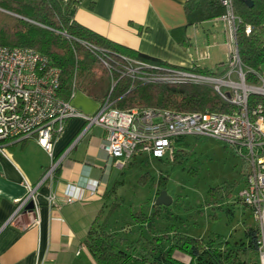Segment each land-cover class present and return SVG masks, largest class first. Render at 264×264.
I'll return each mask as SVG.
<instances>
[{
    "label": "built area",
    "instance_id": "obj_1",
    "mask_svg": "<svg viewBox=\"0 0 264 264\" xmlns=\"http://www.w3.org/2000/svg\"><path fill=\"white\" fill-rule=\"evenodd\" d=\"M219 2L224 12L217 19L223 23L229 52L218 71L201 73L194 64L189 68H158L124 57L121 76L135 79L140 69L146 67L149 72L144 76L148 83L205 85L234 107L231 112H178L152 107L124 110L112 107L106 98L96 113L85 114L74 108L69 99L59 96L60 69L53 66L47 57L31 48L0 46V154L5 155L7 141L32 137L51 159L37 184L23 179L26 194L17 201L12 218L22 210L37 211L38 189L45 181L54 178L62 159L71 149H67L60 158L53 156L54 142L71 117L81 118L85 123L77 139L92 126L104 129L102 149L108 156L119 160V168L140 154L171 160L178 138H212L224 142L245 162L244 185L238 196L253 213L259 231L258 260L259 264H264V104L251 102L252 96L264 97V71L243 66L236 38L241 19L235 12L233 0ZM250 31V26H246L245 32ZM62 34L68 37L65 32ZM82 44L98 56L103 52L94 44ZM201 56V59L208 58V53ZM101 61L112 73L113 68L107 60L102 57ZM111 83H115L113 77ZM97 186L98 182L93 181L86 184V189L94 192ZM76 189V184L64 187V203L74 201ZM30 203L32 209H26ZM48 203H55L53 194L48 196Z\"/></svg>",
    "mask_w": 264,
    "mask_h": 264
},
{
    "label": "crops",
    "instance_id": "obj_2",
    "mask_svg": "<svg viewBox=\"0 0 264 264\" xmlns=\"http://www.w3.org/2000/svg\"><path fill=\"white\" fill-rule=\"evenodd\" d=\"M185 1L81 0L74 20L118 44L171 66L189 68L194 64L197 68L216 72L223 62L219 61L215 68L210 67L205 63L210 57L198 59L196 49L195 52L192 50L194 45L185 26ZM212 21L221 22L217 18ZM222 30L225 38L224 28ZM185 38L188 41L182 44ZM69 101L85 114L96 113L101 104L78 90L71 94ZM84 124L78 117L66 121L54 142L53 156L60 158L67 149H71L62 159L54 178L45 181L38 189L37 211L22 210L14 218L12 214L17 201L26 194L23 179L37 184L51 159L32 137L5 143V155L0 154V264H97L85 244L89 227L94 222L104 224L123 236L125 239H119L120 246H126L136 238L144 241L143 227L146 223L142 227L143 224L135 223L130 217L131 225L136 227L132 232L129 221L114 218L115 206L112 203L110 207L109 201L114 185L122 183L120 175L125 167L143 161L144 156L150 160L155 158L146 154L136 155L126 166L119 168V160L108 156L102 149L105 142L102 127L92 126L77 139ZM93 181L98 182L94 192L86 189V184ZM67 184L77 185L75 199L71 203L63 201V190ZM52 194L55 203L49 204L48 196ZM35 220L38 222L34 223ZM125 223L129 226L126 227ZM177 251L176 259L189 260L187 254Z\"/></svg>",
    "mask_w": 264,
    "mask_h": 264
},
{
    "label": "trees",
    "instance_id": "obj_3",
    "mask_svg": "<svg viewBox=\"0 0 264 264\" xmlns=\"http://www.w3.org/2000/svg\"><path fill=\"white\" fill-rule=\"evenodd\" d=\"M80 1L0 0V46L31 48L47 57L53 66L60 69L58 93L63 99H69L78 90L101 103L109 98L112 107L124 110L142 107L165 108L178 112L222 113L234 110L232 105L224 102L211 87L205 85L148 83L144 76L149 72L146 67L140 69L135 79L121 76L125 65L124 57L141 60L158 68L176 66L127 48L75 22L74 13ZM233 4L241 19L236 34L240 60L246 69L264 71V0H233ZM183 9L186 27L213 20L224 12L219 0H186ZM246 26L251 28L249 33L245 32ZM187 41L188 39H183L182 44ZM82 42L94 44L103 52L98 56ZM102 57L113 68L112 73L103 65ZM196 69L201 73L212 72L206 68ZM112 77L114 85L111 83ZM251 102L264 104V97L252 96ZM183 141V138H178L175 144L180 145ZM185 154L182 148H177L172 159H167V162L179 163L185 158ZM164 185L165 178L160 175L157 187L153 185L156 187V195L165 189ZM224 197H228V192L217 193L210 189L208 193L212 206L217 207ZM237 200L248 208L239 196ZM153 207L157 209L160 206L153 204ZM158 212L159 210H155L154 214ZM131 217L135 223L143 224L142 227L145 223L146 228L153 227L149 216L142 211L133 212ZM147 231H150L151 236L144 235V241L136 238L126 246H120L119 239L124 238L123 236L117 235L104 224L94 222L89 227L85 244L97 264L259 262V231L255 220L253 224H247L243 234L233 241L217 234L204 238L181 232L157 235V231ZM176 249L187 254L189 260L176 259L172 254Z\"/></svg>",
    "mask_w": 264,
    "mask_h": 264
},
{
    "label": "rangeland",
    "instance_id": "obj_4",
    "mask_svg": "<svg viewBox=\"0 0 264 264\" xmlns=\"http://www.w3.org/2000/svg\"><path fill=\"white\" fill-rule=\"evenodd\" d=\"M222 25L209 20L187 27L194 45L192 50L197 52L195 56L199 59L208 52L210 59L205 63L213 68L228 58L229 47L224 43L227 37L224 38ZM175 147L186 152L179 163L144 156L143 161L125 167L120 175L122 183L110 194L109 205L115 206L114 218L126 219L135 232L130 217L133 212L142 211L153 224V227H143V234L148 237L151 236L149 229L159 234L181 232L204 238L217 234L229 241L238 238L247 224L254 223L251 209L237 200L244 185L245 162L224 142L212 138L190 136ZM160 175L165 178L164 190L171 202L156 209L153 204ZM210 189L228 192V197L217 207L212 206L208 198ZM155 210H159L158 214H154ZM177 253L174 250L172 254L175 257Z\"/></svg>",
    "mask_w": 264,
    "mask_h": 264
},
{
    "label": "water",
    "instance_id": "obj_5",
    "mask_svg": "<svg viewBox=\"0 0 264 264\" xmlns=\"http://www.w3.org/2000/svg\"><path fill=\"white\" fill-rule=\"evenodd\" d=\"M249 4H251V1H248ZM171 202L170 198L167 196L166 191L163 189L161 190L155 198L154 204L156 206H161V205H168ZM32 208V204H28V206L26 207V209H31Z\"/></svg>",
    "mask_w": 264,
    "mask_h": 264
}]
</instances>
